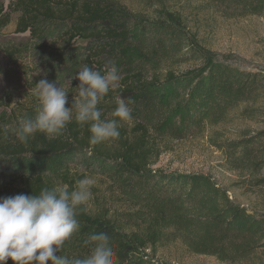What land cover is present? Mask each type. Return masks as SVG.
Listing matches in <instances>:
<instances>
[{"label": "trees", "instance_id": "obj_1", "mask_svg": "<svg viewBox=\"0 0 264 264\" xmlns=\"http://www.w3.org/2000/svg\"><path fill=\"white\" fill-rule=\"evenodd\" d=\"M140 1L157 12L133 13L122 0H9L6 11L0 3V29L16 13L15 33L27 32L35 41L52 35L41 45L51 66L58 67L81 50L82 63L72 67L75 75L85 66L103 74L105 58L115 52L113 43L136 30L142 67L121 75L99 102L101 119L113 118L120 97L133 101L129 107L134 117L150 92L160 95L157 125L120 121L119 138L95 146L89 143L90 125L80 126L74 118L54 139L36 132L21 142L13 130L22 119L34 118L37 102L33 98L28 105L11 107L6 117H0V163L33 164L50 172L29 170L14 182L2 181L0 197L39 195L41 189L56 186V178L71 191L77 181L69 175L77 173H71L70 164L78 163L83 170L78 179L88 173L105 180L132 212L113 216L102 206L88 210L81 205L79 228L57 255L83 258L91 252V245L83 241L103 232L110 238L115 264H167L152 251L157 242L173 235L195 255L212 256L224 264H264V147L256 148L264 142V131L223 143L229 153H236L234 167L248 172L244 191L259 196L261 206L233 201L209 174L152 168V150L145 146L152 131L167 124L173 134L194 135L229 121L255 119L264 105V72L222 62L203 67L204 55L180 14L170 12L164 0ZM203 1L226 18L264 14V0ZM4 51L8 56L16 52ZM189 63L199 66L181 69ZM78 84L75 78L74 96ZM6 264L14 262L8 259Z\"/></svg>", "mask_w": 264, "mask_h": 264}, {"label": "rangeland", "instance_id": "obj_2", "mask_svg": "<svg viewBox=\"0 0 264 264\" xmlns=\"http://www.w3.org/2000/svg\"><path fill=\"white\" fill-rule=\"evenodd\" d=\"M122 1L133 13L145 16L157 12L156 9H149L145 5L143 7L140 0ZM0 3L6 11L9 0H0ZM163 4L170 12L180 14L188 32L195 37L198 48L206 60L203 67L213 62H222L242 70L264 72V14L233 19L221 16L213 5L203 0H164ZM16 20L17 14L12 13L10 22L0 29V117H6L11 107L28 105L34 98L31 90L41 79L55 82L68 91V103L65 106L71 107L75 80L72 67L74 63H82L81 50L73 51L71 57L58 67L51 66L52 59H47L41 45L44 46L52 35L41 41L30 40L27 32L15 33ZM141 47V41L133 29L120 41L113 43L115 52L105 58L106 67L115 66L120 76L142 67ZM5 48L16 52L8 56L5 54ZM198 66L199 63H189L181 66V69ZM117 85L118 82L110 89ZM159 97V92H150L137 106V114L127 120V124L132 126L135 122H142L148 127L154 123L157 125L160 121ZM120 99L125 101L123 97L118 98ZM171 128V125L167 124L160 131H152L151 140L148 139L145 144L152 150L150 152L152 168L166 172L209 174L218 185L228 190V195L233 201L262 205L259 196L244 191L245 182L249 178L248 172L234 167L232 159L236 153H229L223 143L233 141L241 134L248 137L255 132L264 131V105H260L253 120L229 121L208 128L204 134H173ZM214 142L222 144L215 145ZM258 147H264V142L256 145V148ZM70 168L71 173L77 174L69 175V178L81 180L78 178L83 172L82 167L78 163H73L70 164ZM29 170L50 172L45 167L39 168L33 164L0 163V182H14L13 179ZM86 176L83 175V178L95 181L91 188L93 196L84 203L88 210H92L96 204L110 210L113 216L121 214L124 217L132 212V208L127 206L105 180L91 177L88 173ZM55 180V185L63 183L57 178ZM152 252L157 260L167 264H224L212 256L190 253L173 235H167L157 242Z\"/></svg>", "mask_w": 264, "mask_h": 264}, {"label": "clouds", "instance_id": "obj_3", "mask_svg": "<svg viewBox=\"0 0 264 264\" xmlns=\"http://www.w3.org/2000/svg\"><path fill=\"white\" fill-rule=\"evenodd\" d=\"M79 84L71 107H66L68 96L55 82L41 79L31 90L36 100L35 116L22 119L14 134L21 142L36 132L54 139L66 125L75 119L83 126L89 124V143L116 140L120 136V121L131 119V99L117 101L113 118L101 119L99 102L108 94L121 77L115 66L106 67L103 74L87 66L75 77ZM75 109V114H73ZM95 181L78 180L72 190L68 184H57L41 189L39 195L16 194L0 197V264L11 259L14 264H115L114 250L106 233L90 235L83 241L91 245V252L83 258L57 255L73 233L79 228L78 208L93 193Z\"/></svg>", "mask_w": 264, "mask_h": 264}]
</instances>
